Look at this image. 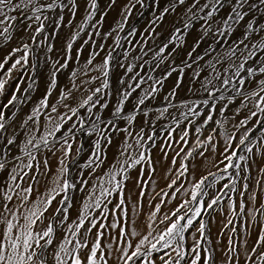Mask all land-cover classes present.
Instances as JSON below:
<instances>
[{"label": "snow or ice", "instance_id": "6c2138e0", "mask_svg": "<svg viewBox=\"0 0 264 264\" xmlns=\"http://www.w3.org/2000/svg\"><path fill=\"white\" fill-rule=\"evenodd\" d=\"M115 3L116 0H110L109 6ZM153 3L159 4L160 0ZM137 5L148 7L145 0H128L121 21L102 35L99 26L108 13L99 9V0H86L87 14L70 33L63 56L53 60L50 53L54 45L46 24L55 26L53 32L59 27H72L71 18L80 8L78 0H0V47L19 41L0 60V96L5 95L6 86L14 79L13 73L20 76L7 102L0 106V264H109L113 252L118 264H216V249L211 247L208 223L201 219L202 215L215 211L225 199L233 216L243 214L248 207L243 199L237 204L230 193L237 191L241 177L244 181L250 178V161L256 156L264 159V0H168L167 6L153 15L144 29V37L134 42L129 37L137 36L136 29H129L123 37L120 33ZM65 11L70 14L67 25ZM166 16L174 18L165 35L158 29ZM18 32H24L27 40L16 36ZM190 33L196 35L195 42L177 62ZM85 35L76 49V62L84 51L83 45L92 50L83 64L70 71L68 85L58 90V74L69 68L73 46ZM95 36L100 37L99 44ZM161 36L164 38L160 39ZM108 38L111 45L105 43ZM122 40L130 48L117 53V49L125 47ZM202 43L208 46L202 53L197 52ZM102 52L104 55L96 62ZM117 55L122 57L117 63L123 74L118 80L120 87L113 92L111 72ZM13 57L16 58L12 60ZM41 64L48 67V86L25 117H19L23 106L31 100L37 82L35 72ZM187 70L192 73L189 92L203 98L177 105L173 102L176 89L183 83ZM173 73H176L175 86L164 97L166 106L154 110V120L166 115L171 118L172 124L165 129L169 135L160 150L167 158L171 149L174 154L171 165L175 167L177 159L180 164L175 169V178L167 185L170 191L161 189L153 197V200L159 197V202L153 205L141 233L136 230L135 219L129 216L125 187L129 171L140 166L137 187L141 191L136 203L131 204L136 215L145 195L144 167L149 173L155 172L151 149L156 144L157 132L150 118L153 109L148 104L157 98ZM23 77L31 82L22 90ZM54 92L55 103H50ZM109 97H114L115 102ZM133 99L135 103L129 110L127 106ZM237 99L240 103L231 118L235 120L245 110L247 114L233 124L234 132L225 131L221 159L212 164L217 171L209 170L185 187L181 178L190 171L189 162L207 159V152H216L213 141L219 134L217 129L212 127L204 135L203 128L209 125L222 128L224 122L214 120L217 105L218 114L224 116ZM170 109H177L179 116ZM103 110L108 111V116ZM200 117L203 120L193 130L192 125ZM138 118L143 123L137 129ZM183 122L186 123L181 128ZM177 129H180L178 140L172 135ZM240 129L244 131L237 139ZM257 129H261L258 137L253 136ZM190 132L195 134L191 144ZM114 133L124 134L117 156L106 171L97 175L106 159L105 146L113 143ZM79 137L90 141L91 151L83 164L77 162L85 151ZM45 149L53 155L59 153L54 174L43 155ZM241 151L246 154H240ZM70 165L78 168L74 179ZM84 170H88L87 176ZM259 176L256 184L264 187V168L259 169ZM89 178L95 183H90ZM41 179L46 181L45 191L33 198L35 185ZM225 180L230 183H222L223 190L209 196L208 190ZM248 188L247 182L241 184V197ZM75 192L84 194L79 207L73 203ZM177 194L185 198L174 209L162 212L167 203L177 199ZM111 198L117 202L112 204ZM248 200L253 205V220L257 214L264 216V204L255 208V190L248 193ZM114 212L120 216L105 223ZM158 217L162 218L157 224ZM161 224L163 228L159 227ZM194 224L195 229L190 232ZM232 224L229 219L225 227ZM114 228L120 229V234L112 237L108 230ZM231 231L235 233L236 229L232 227ZM106 237H111L115 244L102 243ZM242 253L244 264H264V228L251 245L247 239L237 243L229 236L223 264H240Z\"/></svg>", "mask_w": 264, "mask_h": 264}, {"label": "rangeland", "instance_id": "374dc122", "mask_svg": "<svg viewBox=\"0 0 264 264\" xmlns=\"http://www.w3.org/2000/svg\"><path fill=\"white\" fill-rule=\"evenodd\" d=\"M85 2H86V0H78V3L80 5V8H79L80 11L77 12V14L74 18H71L72 19V25H73L72 27H68V26L59 27L55 32H53V27H55V26L46 24V32L51 34V43L54 45V50L52 53H50L53 60H55L58 57L63 56L66 41L68 40L70 33L74 30L75 26L78 25L82 21V18L87 14L86 10H85ZM145 3L148 5V7L142 8L140 5H137L134 9H132V15L128 18V23L125 26L124 32L120 33V35L122 37L128 32L129 29L134 28L137 30V36L135 38L129 37V39L133 40L134 42H135V40L142 39L145 35L144 29L149 26L150 21L153 19V15L158 14L162 10V7L167 6L168 0H160L159 4L153 3V0H145ZM115 4H114L115 6H117V5L119 6L118 7L119 9L116 10L117 9L116 8L115 9L116 12L112 11V14H113V12L116 13V14L114 13L112 15L109 13L111 12V10H113V7H115V6L114 5L109 6L110 0H99V9L101 11H107V13H108L107 16H105L103 18V23L99 26L102 35L108 31L112 30L113 28H115L116 25L121 21V18H122V16H121L122 12L121 11L123 9L122 7H125L128 4V0H116ZM120 6H121V8H120ZM82 7H84V8H82ZM81 9H82V11H81ZM49 15L51 16V15H55V14L49 13ZM109 15H112L113 17L109 16ZM64 17H65L64 24L67 25L68 21L70 19V14L67 11H65ZM107 17H108V19H110V17H111L110 20H112V21L109 22L110 20H108ZM173 18H174L173 16H166L165 22L163 23V25H161V27L158 29V31H161L166 35L167 31L171 27V23L169 22V20L172 21ZM96 19L97 20L100 19V16L97 15ZM106 19L108 22L105 23ZM93 23H95V21H93ZM107 24H109V25H107ZM33 27H35V24L33 25ZM89 31H94V30L89 29ZM192 34L193 33H190L186 37V44L184 46V49L180 52V55L177 56V62H179L181 57H184L186 55L187 51H189L191 49V46L194 44L196 37H192ZM16 36H18V37L22 36L25 40H27V35L24 32H18V33H16ZM84 38H86V35L82 36V38L80 40H77V42L74 44V46H73V61L70 62L69 68L64 69L62 72H60L58 74V81H59L58 90L63 89L66 85H68L70 71L72 69L78 67L79 64H83L86 61V59L88 58L89 52L92 49L88 45H83L84 51L82 54L79 55V62L77 63L76 59H75L76 49H77V47L81 46L82 39H84ZM163 38H164V36L160 37V39H163ZM94 39L96 40L97 44L100 43V37L99 36H95ZM18 43H19L18 40H13L8 45H6L4 47H0V60H3V58L6 55H8V53L11 52L12 48H14ZM105 43L107 45H111L112 44L111 38H108L105 41ZM122 43L125 45V47L121 48V49H117V53H122L126 49L130 48V45L127 43V41L122 40ZM58 44H60V45L58 46ZM61 44L63 45L62 48L60 47ZM57 46H58V48H57ZM207 46H208L207 43H202L200 48L197 49V52L202 53L203 50ZM16 55L19 56L20 53H17ZM103 55H104V53L102 52L101 56L97 57L96 62H99ZM194 56H195V54H194ZM15 58L16 57H13L12 60H14ZM121 59H122V57L120 55H117L113 61V69L111 72V84H112V91L113 92L115 91L116 88L120 87L118 80H119L120 76L123 74V69L118 66L117 62ZM129 59H131V57ZM12 60L9 61V65L12 63ZM201 63H203V61H201ZM7 67H8V65L5 66L6 69H7ZM188 72H191V70L186 71V73H188ZM186 73H185V75H186ZM159 74L160 73L158 72L157 75H159ZM92 75H95V73H92ZM191 75H192V73H191ZM191 75H190V79H191ZM13 76H14V79L11 80L9 82V85L6 86L5 95L0 96V106H2L4 103L7 102V99L12 94L17 82L20 79V76L18 73L14 72ZM35 76L37 78V82H36V86H35L34 90L31 93V100L23 106V110L18 114L19 117H25V114L30 110V108L33 106V104L38 102V100L43 96V94H44V92L48 86V67H47V65L41 64L40 67L35 72ZM175 77H176V73H173L172 77H169L167 80H165L164 87L161 90V92L159 93V95L157 96V98L153 101H150L148 104V107L150 109H153V112L150 113V118L153 119L154 126H155V129L157 132L156 144L151 149V156L153 158V166L155 167V172L149 173L147 167H144V191H145V195H144V197L141 198L142 207L138 210L139 216H143V215L148 216L152 210L153 205L155 203L159 202V197H156V199L153 200V197L156 196V193L160 192L161 189H163L164 191H170L168 189L167 185L172 178H175V169L178 168L179 164H180V160L177 159L176 166L173 167L171 165V160H172V157L174 155L171 149H169V151H168L167 158L164 157V154L160 150L163 142L167 139V137L169 135L165 131V129L169 126V124H172L171 118L166 115L165 118H163L159 121L154 120V115H155L154 110L158 107L163 108L166 106L167 102L164 100V97L175 86V82H176ZM23 79L25 80V84H21L22 90L26 86V83L31 82L28 77H23ZM93 86H95V85H93ZM246 87H247V85H246ZM186 88H187V86L185 85V76H184L183 83L181 84V86L178 89H176V96L173 100V102L176 103L177 105H179L183 101L195 100L198 98L202 99L203 98L202 95L194 96L192 93L190 94L191 96L190 95L187 96L186 94L183 95L182 93H183V91L186 90ZM56 95H57V93L54 92L53 96L50 98V103H55ZM134 96H135V94H134ZM109 99L113 103L115 102V101H113L114 97H109ZM134 103H135V100L133 99L130 102V104L127 106L129 110L131 108V104H134ZM239 103H240V101H239V99H237L235 104L229 105V109L224 114V116H220L218 114L219 105H217V114L214 116V120L223 121L224 122L223 127L221 128L218 125H209L208 127L203 128L204 135H207L209 132V129L212 127H215L217 129V132L219 134L215 136L214 141H213V143L216 145V152L215 153H212L210 151L207 152L206 155H208L207 156L208 159H206L203 162V164H201V161L204 160L203 158H196L194 161L189 162L190 171L186 174V176L184 178H181L183 180L185 187H189L190 183L194 179L198 180L202 175L207 174V172L209 170L217 171V169L215 167H213L212 164L214 161H219L221 159L220 153L223 152L224 148H225V139H224L225 131H227L228 133L234 132L235 129L233 128V124L235 122L243 119L244 116L247 114V112L245 110V111H242L240 113V115L236 116L235 120H233L231 118L233 111L239 106ZM110 107H111V104H110ZM204 111H205V113H207V109H205ZM170 112H172V114L175 116H179V111L177 109H170ZM103 114L105 116H108V111L103 110ZM202 120H203V117H200L199 119H197L195 124L192 125V129L194 130L195 127L200 125ZM142 123H143V121H141L138 118V121H137V124L135 125V127L138 129ZM184 123H186V122L181 123V125H180L181 128L184 127ZM253 123H255V122L253 121L252 123H250L248 125V127L251 128ZM121 126H124V125L121 124ZM174 126L175 125L173 124V127ZM67 127L68 126L65 125V128H67ZM146 130L150 131V129H146ZM179 131H180V129H177L176 133L172 134L176 140H178ZM243 131H244V129H240V131L236 133L237 139L239 138L240 134L243 133ZM260 131H261V129H257L253 133V136L258 137L260 135ZM123 136H124L123 133H114L113 134V142L114 143H112L111 145L105 146L106 159H105L104 165L108 160L110 161V164H111L114 161V159L116 158L119 146H120L121 141L123 139ZM194 138H195V134L193 132H190V144L192 143ZM200 138L203 139V136H201ZM79 139L83 140V143L85 146V151L80 155V157L77 158V162L79 164H83L86 162V159L89 155V152L91 151L90 141L86 137H79ZM75 147H76V144L73 145L74 149H75ZM42 152H43V155L46 156L49 160V167L53 169L54 164L52 162L58 163L57 156L59 155V153H57L56 155H53L52 153L48 152L46 149L42 150ZM211 153H212V155H211ZM13 154H16V149L14 147H13ZM74 154L75 153H73V155ZM240 154H246V153L241 151ZM213 156L214 157L216 156V157L214 158ZM38 159H39V156H38ZM200 159H202V160H200ZM205 162H206V164H205ZM194 166L196 167V173L193 176L194 168H195ZM250 166H251L250 178L247 181H244L243 178L241 177V184L244 182H247L249 184L248 191L246 193H244L243 197H241V195H240L241 184H238L237 185V191L235 193H230V195H232L233 199L236 200L237 204H239L241 199H243L244 202L246 204H248V207L245 209V212L243 214H239L238 216H233L229 211L228 201H227V199H225L223 204L220 207H218L215 211L211 212L210 214L206 213V214L202 215V217H201V219H203L204 221H206L208 223V232L210 234L211 241H212L211 247L216 249V252H215L216 264H223V261H224L223 250L226 249V247L228 246L229 236H232L233 239L237 243H240L243 239H247L248 244L251 245L253 243V241L256 239L257 233L260 231V229L264 228V216L257 214L255 216V220H253V218H252L253 205L248 200V193H251V192H253V190H255L256 195H257V200L255 202V208H259L261 206V204H264V187L257 186V184H256V181L258 179H260L259 169L264 168V159H261L259 156H256L253 161H250ZM70 167H72V178L74 179L76 176V173L78 171V168H76L75 166H71V165H70ZM220 167L222 168L223 165H220ZM41 169H42V166H41ZM100 170L101 169H98L97 172H99ZM84 171H85V176H87L88 170H84ZM170 171L172 172L171 176L168 175V173ZM139 173H140V166H138L137 168L131 169L129 171L130 179L126 182L124 195H125L126 205L129 208V216L130 217H131V204H133V202L136 203L137 198L139 197L140 191H141V189L139 187H137V177H138ZM157 174H159V177L157 179H155V176ZM89 179H91V178H89ZM222 183H230V180H225V181L221 182V184H217L215 189H209L208 190L209 196H211V194L216 190H223L222 189ZM40 184H41V182H40ZM36 186L37 185H35V188H36ZM83 195L84 194L81 192H75L73 194V203H74L75 207H79L80 199ZM184 198H185L184 196L177 194V199L171 200L169 203H167V205L165 207H163L162 212H169L171 209H174L178 205V203ZM58 199H59V197H58ZM111 199H112V204H115L117 202L115 198H111ZM204 199H205V202L207 203L208 197H205ZM129 201H130V203H129ZM112 204L108 205V207L111 208ZM147 208H150V210ZM146 209L149 211H146ZM72 211H73V217H74V209ZM145 211H146V213H145ZM113 216L119 217L120 213L119 212L110 213L108 215V219H107V221H105V223L112 222ZM159 218H162V217H158L157 224L159 223ZM229 219H231L233 221V224L226 228L225 225L227 224V221ZM159 227L163 228L164 225L161 224V225H159ZM232 227H234L236 229L235 233H233L231 231ZM194 229H195V224L193 226V229H190L189 231L190 232L194 231ZM108 231L111 233L112 237H115V236L120 234V229H118V228L109 229ZM222 232H223V235H220ZM188 242L191 243L190 237H189ZM102 243H113V244H115V241L114 240L112 241L111 237H106L105 240L102 241ZM133 243H135L134 240H133ZM207 246L208 245H205V247H207ZM112 261H113L112 257H110L109 264H112ZM114 262H115L114 264H118L117 261H114ZM137 264H139V262H137ZM240 264H244L243 253L241 254V257H240Z\"/></svg>", "mask_w": 264, "mask_h": 264}, {"label": "bare ground", "instance_id": "6f19581e", "mask_svg": "<svg viewBox=\"0 0 264 264\" xmlns=\"http://www.w3.org/2000/svg\"><path fill=\"white\" fill-rule=\"evenodd\" d=\"M116 5V4H115ZM114 5V6H115ZM119 6L117 5V6H115V7H113V10H111V12L109 13V14H112V11H115V9L116 10H118L119 8H118ZM82 8H84V7H82ZM120 8H121V6H120ZM122 8H124V7H122ZM80 11V10H79ZM81 11H82V9H81ZM121 11V10H120ZM116 12V11H115ZM115 12H113V14L115 13ZM122 12V11H121ZM118 13V12H117ZM120 13V12H119ZM112 14V15H113ZM116 14V13H115ZM112 15H109V16H112ZM113 17V16H112ZM107 19H108V17H107ZM107 19H106V21H105V23L106 22H108L107 21ZM110 19H111V17H110ZM110 19H108V20H110ZM112 20H110L109 22H111ZM169 22L171 23L172 21L171 20H169ZM107 25H109V24H107ZM192 37H196V35L193 33L192 34ZM60 44H58V46H59ZM58 46H57V48H58ZM61 48L63 47V45L61 44V46H60ZM59 47V48H60ZM59 50V49H58ZM189 71V70H188ZM190 75H191V72H188V73H186V75H185V85L187 86V88H186V90L185 91H183V95L184 94H186L187 96L188 95H190L191 94V92H189V90H188V88H189V85H190ZM46 78V77H45ZM172 82V81H171ZM185 88V87H184ZM182 95V96H183ZM191 96V95H190ZM113 101H114V99H113ZM119 138V137H118ZM119 140V139H118ZM115 141V140H114ZM114 143V142H113ZM114 150V149H113ZM112 152V151H111ZM115 152V151H114ZM109 155V154H108ZM113 155V154H112ZM116 155V154H115ZM211 155H212V153H211ZM214 155V154H213ZM114 156V155H113ZM208 156V155H207ZM109 157V156H108ZM210 157V156H209ZM214 157V156H213ZM216 157V156H215ZM214 157V158H215ZM113 159V158H112ZM208 159V158H207ZM108 160V159H107ZM200 160H202V159H200ZM206 159H204V160H202L201 161V164H203V162L205 161ZM210 160V159H209ZM211 161V160H210ZM209 162V161H208ZM207 162V163H208ZM53 164H54V168L52 169V174H54L55 173V171H56V169H57V164L58 163H56V162H52ZM196 164V163H195ZM198 164V163H197ZM205 164H206V162H205ZM204 164V165H205ZM109 165H110V161L108 160L106 163H105V165L101 168V170L99 171V172H97V175H99V174H101L103 171H106L107 169H108V167H109ZM203 166V165H202ZM195 167V166H194ZM200 168V167H199ZM160 169V168H159ZM196 173V167L194 168V173H193V176H194V174ZM159 177V174H157L156 176H155V179H157ZM41 184H39V185H37L36 186V189H37V191H34L33 193V198H35L37 195H38V193H42V192H44L45 191V184H46V181L44 180V179H41ZM90 183H95V180L94 179H90ZM133 203H135V202H133ZM147 209H149L150 210V208H147ZM146 209V211H149V210H147ZM146 211H145V213H146ZM147 217L148 216H145V215H143V216H139L138 214H136V215H133V213H132V211H131V218H133V219H135V221H136V225H137V231H139V232H141V233H143L144 231H145V223H146V221H147ZM136 239H138V237L137 238H135L134 239V242H136ZM113 241V240H112ZM112 264H114L115 262L114 261H117L116 260V258H115V252H113V254H112Z\"/></svg>", "mask_w": 264, "mask_h": 264}]
</instances>
